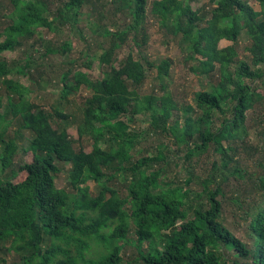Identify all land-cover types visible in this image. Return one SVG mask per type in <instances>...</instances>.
Returning <instances> with one entry per match:
<instances>
[{"label": "trees", "instance_id": "trees-1", "mask_svg": "<svg viewBox=\"0 0 264 264\" xmlns=\"http://www.w3.org/2000/svg\"><path fill=\"white\" fill-rule=\"evenodd\" d=\"M257 1L264 6V0ZM6 2L11 11L2 15L7 25L0 30V89L16 73L36 82L38 73L43 88L44 81L56 82L63 100L86 87L91 95L79 130L91 135L93 146L92 151L78 148L67 124L55 117L70 114L13 103V95L31 90L5 85L11 104L2 111L0 96L3 168L12 167L22 137L18 132L4 139L14 120L21 123L20 131L32 133L24 150H31L34 159L0 175V242H9L23 264H264V161L258 163L262 172L244 168L247 160L264 154V143L249 144L247 126L250 112L264 100L259 91L264 86V10H256L250 0H210L215 6L209 20L206 6L194 9L192 0L154 2L158 27L181 38L190 71L209 81L195 94L196 108L188 105L181 113L166 81L173 60L156 64L144 54L149 0H94L92 19L86 21L96 42L83 31L87 53L68 58L51 72L54 78L32 55L18 66L4 54L30 46L43 58L68 57L73 43H48L40 29L56 33L80 23L92 1L0 0ZM244 29L252 40L251 61L240 59L235 46H220L223 39L238 42ZM124 44L136 47L138 55L131 49L126 58H116ZM95 61L102 68L99 79L82 69H92ZM147 70L156 73L160 91L143 92ZM259 113L256 123L264 136V111ZM140 115L149 117L147 126H132L129 120ZM151 139L159 141L149 144ZM65 165L70 168L63 185ZM19 171L21 180L16 179ZM181 174L184 184H179ZM230 177L238 185L232 203L246 222L251 245L225 226ZM90 181L98 185L94 196ZM248 184L252 190L244 197ZM130 235L137 255L125 260L121 251ZM93 245L100 246L98 255L88 257Z\"/></svg>", "mask_w": 264, "mask_h": 264}, {"label": "rangeland", "instance_id": "rangeland-1", "mask_svg": "<svg viewBox=\"0 0 264 264\" xmlns=\"http://www.w3.org/2000/svg\"><path fill=\"white\" fill-rule=\"evenodd\" d=\"M65 1L68 0H63V2ZM91 1L92 2L88 5L87 9L83 13L80 23H73L74 25L69 24L67 25V27H64L62 30L56 33L51 32L45 28L40 29L41 35L48 43L49 41H51L53 44L56 43L60 45L68 41L72 42L74 45V52L69 54L68 57L62 55H51L47 58H43V55L41 53L36 52L30 46L23 47L22 49H19L15 52L8 51L4 54L5 57L11 63H16L18 66H21L27 62V56L32 55L36 60L39 61L41 65L43 64V68L47 71L49 75H51V72H53L54 70H59V67L65 65V63L68 61V58L72 56L73 58H80L82 55H85L87 53V46L83 38V33L85 32V35L87 37L91 38L92 36V40H90L91 42L93 41L95 43L97 40V36H93L92 31L89 30L87 25L88 21H86L92 19V3L94 2V0ZM154 2H156V0H149L148 4L149 13L147 20V29L150 38L146 47H144V54L151 62H154L156 64H159L162 60L166 58H170L171 60H173V67L171 69L170 77L167 78L166 81L169 91H171L173 98L178 103V107L180 108L181 113H183V109L188 105L193 106L194 109L196 108L195 94L198 91L205 90L209 85V81L205 76H195L190 71L189 66L192 63L191 61L186 60V55L184 53L185 46L183 47L184 43L181 38L175 37L169 31H166L164 29L162 30L158 27L156 17L151 12L154 7ZM250 3L252 6L255 7L256 10H264V6L259 1L250 0ZM192 5L194 9H198L201 6H206L207 11L204 10L203 13L209 15V20L213 19L212 10L215 5H211L210 0H192ZM57 7L58 6H55V10L57 9ZM10 11L11 5L9 2H6L5 4H0V30H3L5 24L7 25V20L2 15L4 13H9ZM261 18H264V15ZM251 44L252 40L247 33V29H244L242 31L240 39L236 43L228 39H223L220 42L221 47L235 46L237 56L240 59H246L249 61H251L252 59V55L249 49ZM38 48H40L43 53L46 50L41 43L39 44ZM131 49V44H124L121 48L117 50L116 58L122 60L126 58L132 50H134L135 55H138L136 47H134L132 50ZM193 63L197 64V62ZM82 69L85 73H88L92 77V79H99L102 77V68H100L97 61H95V63L93 64L92 69H89L86 66ZM51 76H53V78L55 77L54 75ZM39 77L40 75L38 73L35 74V78L38 79V82H36L32 77L16 73L15 75L3 80L4 86L0 89V96H2L4 107H2L1 110L6 111L8 108H10L11 104V100L9 99V91L5 85H11L15 83L19 86L23 85L29 87L31 90L29 93L13 95L12 102L22 103L23 105H31L37 109H44L51 112H55L57 109L64 110V112L70 114V117L68 119H65L56 115V119L59 120L63 125L67 124L66 126H68L69 133L78 148H84L87 151H92L93 139L91 135H81L79 130L80 124L83 119L82 108L84 106L86 98L91 95V91L84 87L79 92L71 95L69 97L70 99L63 100L61 98V86L57 85L56 82L53 83L50 81H44L46 85L43 88V82L41 81V77L40 79ZM154 89H157L156 91H160L159 81L156 80V73L154 71L150 72L147 70V81L143 87V92L149 93ZM259 91L261 93H264V86ZM262 111H264V100H262L259 104H256V110L250 112L249 114V122L247 124L249 130L248 140H250L249 144L253 146L264 143V136L261 133L262 128H259L258 124L256 123V117L262 115V113H259ZM199 113L200 111L196 109V112L194 114L198 115ZM260 119L262 120L263 118L261 117ZM148 122L149 117H147L146 115H140L136 117L134 121L129 120V123L132 126L139 124H145V126H147ZM20 127L21 123L17 120H14L9 123L7 129L4 132L5 141L8 140V137L10 135L14 136L18 134V132H20L19 135H21L22 137H20L19 141L17 142L19 149L14 155V163L12 167L10 166L4 169L2 159L0 157V175L2 177H5L6 175L10 174L13 169L19 166V163L21 161H32L34 159V154L31 150H24V148L28 147L30 144V138L32 137V133L28 130L20 131ZM158 141V139H151L149 141V144H151L152 142L158 143ZM143 142H145V139ZM166 142L171 143L170 140L167 139ZM4 146L5 143L0 137V152L3 150ZM143 146H145V143H143ZM254 155L255 154L253 153H245L243 156L248 159L250 156L255 158ZM257 158L258 159L247 160L244 168L250 169L253 172H262L260 169L261 167L258 166V163H262L261 161H264V154L258 155ZM68 168H70V165H65L64 172H62L60 177V181L63 185H66L68 181ZM198 170L201 173V169L198 168ZM184 174L180 175L182 183L179 184H184ZM23 176V173L19 171L16 179L21 180ZM88 184L91 188V195H96L98 193L97 182L90 181ZM226 185L227 187L225 188V191L227 194V200L224 204L225 226L231 229V231L234 232L237 238L251 245L252 241L247 236L245 229L246 222L241 220V217H238V210H235L236 206L232 203V198L236 197L238 189L236 180L231 178V180H229ZM250 190H252V187L250 184H248L242 190V195L244 197H248L250 194ZM258 196H261V194L258 193ZM9 245V242H0V264H23V259H21V255L17 254L14 250L9 249ZM143 246L144 248H147L148 243L145 242ZM99 250L100 246L93 245L92 252H87V256L95 257L98 255L97 253ZM121 253L124 256L125 260H134L137 255V249L135 246V238L133 236L130 235L129 243L126 244V246L122 249Z\"/></svg>", "mask_w": 264, "mask_h": 264}]
</instances>
